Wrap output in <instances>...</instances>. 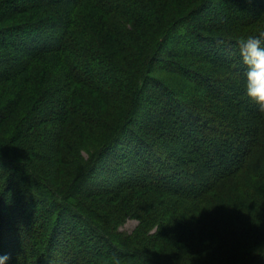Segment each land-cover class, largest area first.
<instances>
[{
  "label": "trees",
  "instance_id": "obj_1",
  "mask_svg": "<svg viewBox=\"0 0 264 264\" xmlns=\"http://www.w3.org/2000/svg\"><path fill=\"white\" fill-rule=\"evenodd\" d=\"M216 1L0 0V87L20 93L0 128L28 107L8 143L33 130L60 165L100 140L57 185L0 139L6 264H264V115L236 43L264 0Z\"/></svg>",
  "mask_w": 264,
  "mask_h": 264
},
{
  "label": "rangeland",
  "instance_id": "obj_2",
  "mask_svg": "<svg viewBox=\"0 0 264 264\" xmlns=\"http://www.w3.org/2000/svg\"><path fill=\"white\" fill-rule=\"evenodd\" d=\"M225 3V2H224ZM224 3H221V5H224ZM214 7L217 8V10L220 11V0L216 1V4L214 5ZM171 46L168 45L166 49H170ZM188 50H192L191 47L188 48ZM195 73V72H194ZM167 75H169L168 72H164V73H159L157 74L158 77H160L161 79L165 80V77H167ZM172 76H174V74H172ZM9 94L11 95L10 97ZM20 93L18 92L17 86H14L10 89H3L2 87H0V104H2L1 102H6V101H10L13 97L16 98V96L18 97ZM8 99V100H6ZM17 99V98H16ZM15 99V100H16ZM27 99V103L30 104L31 100ZM23 105V108L19 109L18 111H16L14 118L12 119V121L10 122H14V123H8V125H10V130H7V128L5 126L0 128V139L1 141H9V137L11 135V133H13V129L15 127V125H17L18 123H20L24 118L25 115H27L28 113V107L25 104H23L24 102H21ZM112 106L116 107V104L114 103V105H109L107 104L105 109H112L113 111L116 110L115 113H122L123 109L122 108H114ZM103 108V107H102ZM26 109V110H25ZM43 109V108H42ZM41 109V110H42ZM25 110V111H24ZM103 113V112H102ZM17 122V123H16ZM149 122V121H148ZM15 124V125H14ZM6 125V124H5ZM96 127V126H95ZM48 128L51 130L52 126H48ZM90 129V131H93L94 127L88 128ZM96 130V129H94ZM82 132V131H81ZM88 134H90V132H87ZM34 131L31 130L29 133L25 134V140H23L22 142H18V143H14L12 144L11 142L6 144H9L6 147V153L10 156L13 157H21L23 160H25L26 162H28L31 166H33L36 171L41 174L42 176L46 177L47 179H49L52 183L54 184H61L62 180L68 175V172L72 175H76L78 174V170L80 169V166H78L79 162L82 160L84 161V159H87L89 157V152H92L94 150V148L96 146L99 145L100 140L96 137V134H99V132L96 130L94 137H90L88 134L87 136H83L84 134L81 135V133H79L78 137L74 135L75 138V143L72 142V144L75 145H71L68 144L67 147L63 150L62 154H60L59 157V161L62 162V164H58L59 162H57L58 158H56V160H54L55 158H53L50 154V152H54V150L51 148V150H47V141H45L44 139L41 140H37V136H34ZM85 137V138H84ZM79 139L78 141L80 143H84V147H80L81 149L75 152L76 149H74L77 146V139ZM70 140H73V137H70ZM69 140V142H70ZM72 147V148H71ZM88 147V148H87ZM63 156V157H61ZM129 165V164H126ZM66 167L67 171L66 173H63V167ZM62 172V173H61ZM108 171L101 173L98 177L96 176V179H102V178H106L110 179V176H107ZM129 173H131V171H129ZM72 177V176H71ZM112 180V179H111ZM57 184V185H58ZM116 206V205H115ZM118 209V208H116ZM140 224V220L138 218H134V217H127L126 221L124 222L123 226H121L120 231L126 232V233H132L134 230H136V228L139 226ZM158 229V227H155L151 233H154L156 230Z\"/></svg>",
  "mask_w": 264,
  "mask_h": 264
},
{
  "label": "clouds",
  "instance_id": "obj_3",
  "mask_svg": "<svg viewBox=\"0 0 264 264\" xmlns=\"http://www.w3.org/2000/svg\"><path fill=\"white\" fill-rule=\"evenodd\" d=\"M236 43L239 59L246 66V95L264 115V30L242 38ZM8 259L7 255L0 254V264H6ZM112 264H121V261L113 257Z\"/></svg>",
  "mask_w": 264,
  "mask_h": 264
}]
</instances>
